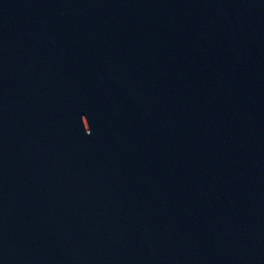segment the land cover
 I'll list each match as a JSON object with an SVG mask.
<instances>
[{"label":"water","instance_id":"water-1","mask_svg":"<svg viewBox=\"0 0 264 264\" xmlns=\"http://www.w3.org/2000/svg\"><path fill=\"white\" fill-rule=\"evenodd\" d=\"M0 264H264V0H0Z\"/></svg>","mask_w":264,"mask_h":264}]
</instances>
